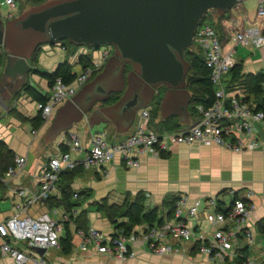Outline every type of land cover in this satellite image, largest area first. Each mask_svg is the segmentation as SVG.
Instances as JSON below:
<instances>
[{
	"label": "crops",
	"instance_id": "0c3cea01",
	"mask_svg": "<svg viewBox=\"0 0 264 264\" xmlns=\"http://www.w3.org/2000/svg\"><path fill=\"white\" fill-rule=\"evenodd\" d=\"M18 2L21 3V0H18ZM19 5L20 13L22 9L21 4ZM256 6L257 0H240L238 8L233 9L228 16L238 19L237 28L239 29L252 25L258 26L262 19L256 14ZM15 17L6 21L2 19V23L6 25L8 21ZM225 19H228V17ZM222 42L225 50L234 46L229 36H227V41ZM239 47L246 49L251 56L244 59L237 57L236 52ZM38 50L36 61L32 62L30 58L27 59L30 70L25 83L15 93L11 94L9 99H5L4 102L0 99V141H3L13 150L15 156L23 155L27 157L24 169L18 176L10 178L8 186L0 180V185L3 188L0 197L2 200V204H0V221L13 214L15 212L13 205L19 202L18 198L12 194L11 189L17 186L28 187L32 190L38 189L36 173L39 166L51 155L67 150V143L72 142L75 137L78 139L81 149L72 151L71 154L73 157L80 158L84 156L89 146V138L92 133L104 132L109 143L119 142L133 134L137 128L139 112L144 108L149 110V127L159 133L185 129L199 119V115L191 101L192 94L189 98L187 92L166 94L167 88L159 87L155 90L149 102L136 111L134 121L126 130H118L112 121L95 122L92 127L89 126L88 122V118L94 110L115 103L122 94L117 93L116 100L112 101L111 96L114 94H110L108 100L97 101L82 120L73 122L70 128L63 129L58 135L48 140L47 133L52 126V121L56 117L58 109L68 99L55 108L49 121L37 128L33 126L31 121L39 113L36 105L37 101L29 96L23 87L29 85L40 93L47 94L49 89L48 80L33 70L52 72L60 62L67 60L73 65V70L79 72L82 69V65L78 61L81 53L86 51V54L92 59L98 58L99 53L97 48L91 50V47L87 46H78L76 50L70 51L69 47L62 48V46L55 43H44L40 45ZM6 55V52L0 46V80L6 63ZM233 57L236 63L242 64L245 73H264V45L260 48H255L252 44L237 45ZM105 64L91 76L93 77L92 80L103 70ZM126 73L127 71H125ZM186 89L189 90L187 87ZM236 92L242 94L240 90H230L231 94H236ZM162 102L163 108H161ZM185 103L189 115L184 116L183 119H186L187 123H180L177 111L180 105ZM248 103L252 107L254 106L251 102ZM166 123L171 127L170 129L165 127ZM253 126L254 138L259 142L253 149L236 151L217 145H204L196 142L173 144L169 149L160 150L156 154L147 152L138 154L139 166L135 168L127 167L120 158H115V160L101 167L82 169L72 177L71 189L74 193L85 192L87 196L81 197L79 204L71 208L70 211L65 210L62 206L58 207L63 208V213H69L72 209H76L77 216L80 208L87 210L91 205L95 211L90 213V218L87 216L89 228L94 227L112 233L115 230L114 225L95 208V203L102 199H107L108 203L122 202L125 197H133L141 192L146 197V207H157L159 217H163L165 220L171 218V216L167 217L168 212L173 209L174 201L182 195L187 196V204H191L195 200L204 201L207 198L214 197L218 202L219 209H227L236 195L254 205L249 219L253 230V242L251 244H247L245 241L241 242L243 247H247L245 255L258 264H264V262H257L256 258L252 256V250L255 247L260 248V242L264 239V234L259 231L258 227V222L264 217V125L254 122ZM239 136L245 143L252 138L246 134H240ZM59 179L60 177L57 181V189L61 193ZM84 199L88 201L86 202ZM58 207L52 208L46 202H39L22 211V214L48 218L46 213ZM199 210V220H191L193 225H197L196 233L203 232L202 225L205 221L204 205ZM209 210L211 208H206V211ZM75 217L65 223L61 236H66L65 226L67 225L72 243V249L69 253H63L60 245L59 247L47 248L41 253L24 243L16 244L27 256L36 259L43 258L45 264H210L196 251L193 252L194 247H190L188 242L184 244L187 248L177 253L157 255L139 241L133 247L136 255L123 260L113 255L98 252L92 244H87L84 248H81L82 237L79 234L80 230L76 229ZM101 218H103V221H101ZM0 264H15V262L12 257L4 255L0 251ZM24 264L34 263L29 259Z\"/></svg>",
	"mask_w": 264,
	"mask_h": 264
},
{
	"label": "built area",
	"instance_id": "2783aa9c",
	"mask_svg": "<svg viewBox=\"0 0 264 264\" xmlns=\"http://www.w3.org/2000/svg\"><path fill=\"white\" fill-rule=\"evenodd\" d=\"M239 2V1H238ZM238 2L233 9L238 8ZM6 5L8 11L1 14L2 19L15 17L20 10L18 0H0V7ZM256 14L262 19L260 25L237 28L238 19L228 17L223 20L225 34L231 38L234 46L225 50L219 33L210 22L201 21L196 26L194 42L201 46L204 60L209 68V78L214 87V98L209 105L198 103L195 110L199 119L185 129L156 132L149 127V110L144 108L139 112L136 131L125 139L109 143L104 132L92 133L89 146L83 157L72 156V151L81 149L78 139L67 143L66 151H59L51 155L41 164L36 173L38 189L17 186L12 188V194L19 202L13 205L15 212L0 221V251L9 255L15 264H24L32 260L34 264H45L43 258L27 256L16 243H24L28 247H59L60 238L65 223L76 216V209L61 214L59 220H50L45 217H33L22 214L32 204L45 202L51 196L61 197L57 189V181L65 170L77 167L82 169L98 168L106 163L120 158L127 167H138V154H156L160 150H167L173 144L200 143L217 145L236 151L253 149L258 145L254 138V122L264 125V111H254L253 107L243 101L240 93L231 94L227 90L225 77L229 69L236 63L233 57L237 45L252 44L255 48L264 45V0H257ZM62 48L63 45L60 44ZM112 45L102 44L97 48L98 58L92 59L91 64L82 68L73 82L63 83L60 78L55 79L48 89L46 102H37L43 124L51 119L55 108L75 93L99 71L109 58ZM95 48L91 47V50ZM84 51L83 55H87ZM264 89V82H263ZM236 91V90H235ZM34 132V131H33ZM246 134L251 140L244 142L239 136ZM27 157L15 156L14 164L8 168L0 180L8 186L10 178L18 176L25 167ZM9 188V187H8ZM233 192V191H231ZM74 193V197H76ZM187 196L182 195L174 201L170 219H165L160 225H136L131 233L125 234L121 229L112 233L98 228L80 230L82 237L81 248L92 244L100 253L113 255L118 259L134 257L136 242L146 245L157 255L177 253L186 249V242L190 247H196V252L210 264H258L248 258L243 251L242 241L247 244L253 242V230L250 224V215L254 208L246 199L236 197L227 209H219L214 197L204 201L195 200L187 204ZM204 205V218L210 225V231L196 233L197 225L191 220H199L198 214ZM206 208L211 210L206 211Z\"/></svg>",
	"mask_w": 264,
	"mask_h": 264
},
{
	"label": "water",
	"instance_id": "95a60500",
	"mask_svg": "<svg viewBox=\"0 0 264 264\" xmlns=\"http://www.w3.org/2000/svg\"><path fill=\"white\" fill-rule=\"evenodd\" d=\"M238 1L46 0L24 7L6 25L0 17V46L7 54L0 99H9L25 83L30 70L27 59L40 45L63 39L74 46L109 44L115 50L113 57L58 109L47 139L82 120L97 101L117 93L122 94L116 102L94 110L88 122L92 127L95 122L112 121L118 130H126L159 87H166V94L187 92L190 97L186 89L190 65L184 51L193 44L196 26L207 12L222 16ZM186 103L177 111L180 123H187Z\"/></svg>",
	"mask_w": 264,
	"mask_h": 264
},
{
	"label": "trees",
	"instance_id": "16d2710c",
	"mask_svg": "<svg viewBox=\"0 0 264 264\" xmlns=\"http://www.w3.org/2000/svg\"><path fill=\"white\" fill-rule=\"evenodd\" d=\"M32 3L40 4L46 0H30ZM228 12V11H227ZM207 16L212 17V13L207 12L203 19ZM229 17L226 13L222 16H215L211 18L210 23L219 33L221 41H227V36L223 32L222 21ZM202 19V21H204ZM223 43V42H222ZM62 45L68 47L66 44ZM40 47V46H39ZM39 47L36 48L35 52L31 57V61H36ZM184 57L189 62V70L187 74V88L191 91V101L192 103L198 104L202 103L205 106L209 105L214 98V87L209 78V68L205 64L204 52L198 44L193 41L191 47L186 48L184 51ZM78 61L82 65V68L89 66L91 64V58L89 55L80 54ZM1 64V57H0ZM46 78L49 83V87L55 81V79L60 78L63 83H71L75 79L77 72L73 70V65L64 60L60 62L52 72L42 71L35 69L33 70ZM226 87L227 90H240L243 94L244 102H251L254 106V111L262 110L264 111V73H245L243 71V66L241 63H235L227 73ZM24 90L35 99L37 102H46L47 94H42L34 87L25 85ZM236 97L237 94H236ZM117 99V95L111 96V100ZM34 127H40L43 124L40 112L31 119ZM167 129L171 127L165 124ZM66 151V150H64ZM15 153L11 150L3 141H0V177L4 176L5 172L10 166L14 164ZM82 168L77 167L71 170H65L60 174V189L61 197L56 198L51 196L45 200L49 207L62 206L65 210L70 211L71 208L77 206L79 201L83 197H86L85 192L76 193L74 197V191L71 189L72 177L80 172ZM82 197V198H81ZM237 196L235 195L234 198ZM146 197L141 192L137 193L133 197H125L123 201L118 203H108L107 199H102L95 203L96 211L103 213L108 221L114 225L115 229H121L125 234L131 233L136 225H160L163 221V217H159V212L157 207L147 208L145 204ZM172 210L168 212L167 217L172 215ZM87 210H82L74 218L76 229L87 231L89 228L87 219ZM259 231L264 234V217L258 222ZM66 236L60 238V247L63 253H69L72 249L71 237L67 230V225L65 226ZM243 253H246L247 247L241 249ZM196 251L194 247L193 252Z\"/></svg>",
	"mask_w": 264,
	"mask_h": 264
},
{
	"label": "rangeland",
	"instance_id": "374dc122",
	"mask_svg": "<svg viewBox=\"0 0 264 264\" xmlns=\"http://www.w3.org/2000/svg\"><path fill=\"white\" fill-rule=\"evenodd\" d=\"M255 1V0H254ZM19 4H21V9H23L24 7H27V6H29V5H33V6H35V5H37V3H32L30 0H21V3L19 2ZM41 4V3H40ZM39 5V4H38ZM6 11H8V8H7V6L6 5H2L1 7H0V15L1 14H3V13H5ZM233 11V8H230L229 10H228V12H226V15H228L230 12H232ZM215 14H212V17L213 18H215ZM211 16H207L206 18H205V20H204V22H210L211 21V18H212ZM7 19H5L4 21H6ZM202 21V20H201ZM61 43H63V44H66L69 48H70V51H74V50H76V48L78 47V46H74V45H72L68 40H66V39H63V40H61V41H56L55 42V44H58V46H60V44ZM241 46V45H240ZM113 47V46H112ZM115 50H114V47L112 48V51H111V53H110V55H109V58L108 59H110L111 57H113V55H114V52ZM236 56L238 57L239 56V58L240 59H244V58H246L247 56H251L249 53H248V51L246 50V49H242L241 47H239L238 48V50H237V52H236ZM95 76V75H94ZM92 78L93 77H91L90 79H89V81H87V83H89V82H91L92 81ZM87 83H85L79 90H81ZM78 90V91H79ZM193 107H194V109H195V106H196V104L195 103H193ZM196 111V110H195ZM2 187H1V185H0V197H1V195H2ZM84 201H88L87 199H84ZM110 203V202H109ZM112 203H118V204H120L121 202H112ZM0 204H2V200L0 199ZM2 210H4V209H2ZM79 211H82V208H80V210ZM95 211V209L93 208V206H91V205H89V207L87 208V212H86V214H87V216H88V218H90V213H92V212H94ZM63 213V208H61V207H58V208H56V209H54L53 211H48L47 213H46V215H47V217L50 219V220H59L60 219V216H61V214ZM101 221H103V218H101ZM210 226H209V224H208V222L205 220L204 221V223H203V225H202V230H203V232H207V231H210ZM257 242V241H256ZM258 243V242H257ZM261 243V246H260V248H257V247H255L253 250H252V256L254 257V258H256V261L257 262H264V239L260 242ZM253 247V246H252Z\"/></svg>",
	"mask_w": 264,
	"mask_h": 264
}]
</instances>
